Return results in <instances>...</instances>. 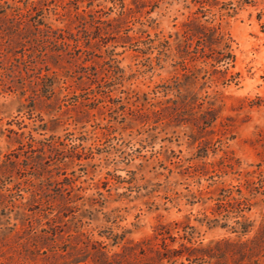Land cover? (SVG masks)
<instances>
[{"label":"rangeland","instance_id":"obj_1","mask_svg":"<svg viewBox=\"0 0 264 264\" xmlns=\"http://www.w3.org/2000/svg\"><path fill=\"white\" fill-rule=\"evenodd\" d=\"M221 1L238 83L151 47L196 0H125L138 11L110 26L69 0L17 2L21 33L0 19V264H170L167 228L210 244L186 264H264V0ZM226 194L249 198V233L212 222L236 219Z\"/></svg>","mask_w":264,"mask_h":264},{"label":"trees","instance_id":"obj_2","mask_svg":"<svg viewBox=\"0 0 264 264\" xmlns=\"http://www.w3.org/2000/svg\"><path fill=\"white\" fill-rule=\"evenodd\" d=\"M22 0H14V3L9 2V0H0V19L12 20L14 22L13 27H17L18 33L28 30L30 25H26V20L29 22L28 16L22 10V7L17 2ZM48 0H45L46 4ZM53 1V0H52ZM75 4V9L78 10L79 15H87L90 13L92 15L94 22L107 23L110 21L122 23L123 19H126L128 15H131L136 8L140 6H151L146 12L150 14L157 8L161 1L163 0H134L136 8L128 7L125 0H69ZM102 1H109L111 5H103ZM198 3L197 8L193 11L191 17L183 22L182 31L177 33L176 37L169 35L168 37H158V43L152 44V48L159 50L160 54H165L167 50L174 47L175 54L180 59V63L186 73L187 78L198 79L199 74L193 71L190 67L191 64L188 62H201V66L198 67L197 64L191 65L194 69L202 70L203 77L209 79H217L223 83L229 84L230 82L238 83V72H232L231 68L235 67L236 64V53L234 49V38L230 30L226 26V16H231L236 12V7L232 5L231 2L221 1V0H196ZM83 3L85 5H83ZM84 8L79 11L80 6ZM99 8V9H97ZM106 8L108 11H105ZM117 9L118 16L108 17L107 19H102V16H96V12H106L110 14L109 11H114ZM140 11V10H139ZM103 20V21H102ZM38 25L42 24L44 28H49L47 23L40 22L38 20ZM12 27V26H11ZM105 27H100V30ZM121 28V25H119ZM9 29V28H8ZM107 30V29H106ZM51 37L58 39L57 36L51 35ZM133 36L126 31L121 35L122 39H130ZM174 38V39H173ZM22 39V38H20ZM173 39V41H172ZM192 71V72H191ZM179 89V87H177ZM180 90V89H179ZM240 193L242 191L240 190ZM225 205L227 207L234 208L237 212L233 219V223L230 224L231 215L229 214L230 209H225L228 213L225 215V221L222 218L214 219V225L220 226L222 228H229L232 232L245 235L252 229V223L245 214L244 205H247L249 198L243 196L242 200H238L235 204L233 201L236 199L231 194H226ZM225 199V198H223ZM232 200V201H231ZM165 229L161 233L163 235V249L158 251L159 258L161 260H167L170 264H186L185 259L192 261L195 256H209L213 257L209 249V245L199 242L196 245L194 237L188 238L187 241H182L179 246H174L176 242V236L172 235V228ZM172 232V233H170ZM169 234V235H168ZM167 238H171V242H167ZM189 243V244H188ZM106 248V246H102ZM256 262V261H255ZM191 264V263H188Z\"/></svg>","mask_w":264,"mask_h":264}]
</instances>
